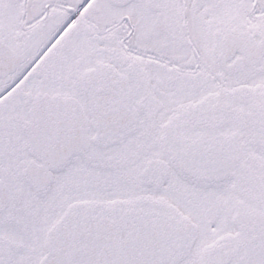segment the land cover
<instances>
[{"label": "flooded vegetation", "instance_id": "obj_1", "mask_svg": "<svg viewBox=\"0 0 264 264\" xmlns=\"http://www.w3.org/2000/svg\"><path fill=\"white\" fill-rule=\"evenodd\" d=\"M101 64L134 116L96 143ZM73 206L190 219L167 264H264V0H0V264Z\"/></svg>", "mask_w": 264, "mask_h": 264}, {"label": "water", "instance_id": "obj_2", "mask_svg": "<svg viewBox=\"0 0 264 264\" xmlns=\"http://www.w3.org/2000/svg\"><path fill=\"white\" fill-rule=\"evenodd\" d=\"M101 73L105 102L99 107L98 97L92 95V109L97 110L92 122L96 142L121 137L132 114L127 80L110 66H102ZM100 114L118 117L109 122ZM104 125L108 128L101 134ZM194 230L190 221L179 223L98 207L74 208L48 233L47 254L41 264H165L193 239Z\"/></svg>", "mask_w": 264, "mask_h": 264}, {"label": "bare ground", "instance_id": "obj_3", "mask_svg": "<svg viewBox=\"0 0 264 264\" xmlns=\"http://www.w3.org/2000/svg\"><path fill=\"white\" fill-rule=\"evenodd\" d=\"M44 249H45V247H44ZM44 259V258H43ZM43 259H42V261H43ZM42 263V262H41Z\"/></svg>", "mask_w": 264, "mask_h": 264}]
</instances>
